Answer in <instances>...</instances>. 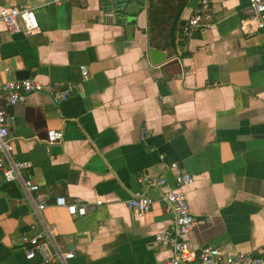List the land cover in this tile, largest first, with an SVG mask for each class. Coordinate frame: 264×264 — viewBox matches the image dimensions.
Wrapping results in <instances>:
<instances>
[{
	"label": "crops",
	"instance_id": "obj_1",
	"mask_svg": "<svg viewBox=\"0 0 264 264\" xmlns=\"http://www.w3.org/2000/svg\"><path fill=\"white\" fill-rule=\"evenodd\" d=\"M198 2L126 0L117 13L106 0H0L33 7L39 24L25 36L0 21V80L27 71L25 79L74 86L58 105L39 92L6 108L14 156L32 163L24 175L50 203L44 216L73 251L71 264H168L172 252L154 235L172 212L159 187L139 180L165 178L164 190L174 189L171 161L193 176L183 189L192 246L264 255V37L240 31L248 0H210L219 22L183 36ZM150 13L178 29L158 64ZM51 129L62 138L47 145ZM144 192L153 203L139 215L126 201ZM58 195L79 198L86 214L51 204ZM34 222L18 185L0 174V264H40L25 258L20 239Z\"/></svg>",
	"mask_w": 264,
	"mask_h": 264
},
{
	"label": "built area",
	"instance_id": "obj_2",
	"mask_svg": "<svg viewBox=\"0 0 264 264\" xmlns=\"http://www.w3.org/2000/svg\"><path fill=\"white\" fill-rule=\"evenodd\" d=\"M67 0H52L59 4ZM126 0H106L117 5ZM0 21L10 34L31 36L39 29L37 16L33 7L12 6L0 8ZM219 21L210 8V0H199L193 14L181 26L183 36L193 30H209ZM240 31L245 35L260 33L264 37V0H248L240 20ZM83 78L88 76L86 66H81ZM71 82L57 81L42 84L33 79L0 80V174L6 183H15L20 188L23 198L29 204L35 222L21 234L23 253L27 260L37 259L40 264H71L74 253L68 249L59 237L57 227L50 224L44 210L50 204L38 197L39 186L24 171L31 168L29 160H18L14 156V145L9 138L6 108L24 102L32 93L46 92L54 104L66 100L73 90ZM62 138L60 130H48L46 144L52 145ZM173 172L174 189H166V179L149 180L141 176L140 183L146 188L152 184L160 188L159 200L167 204L172 212L170 225L154 235V244L170 248L172 254L168 264H264V255H252L235 250L230 245H205L194 247L187 238L195 224L183 189L193 182V176L182 169L176 161L168 164ZM96 200L95 204H100ZM153 198L148 193H141L126 201L128 208L139 215L145 214L151 207ZM51 204L65 207L70 215L83 216L88 206L79 198L69 201L65 196H55Z\"/></svg>",
	"mask_w": 264,
	"mask_h": 264
},
{
	"label": "trees",
	"instance_id": "obj_3",
	"mask_svg": "<svg viewBox=\"0 0 264 264\" xmlns=\"http://www.w3.org/2000/svg\"><path fill=\"white\" fill-rule=\"evenodd\" d=\"M164 27V23L157 14H149V44L152 48L165 50L177 43L176 33L178 29L175 27V23L169 28Z\"/></svg>",
	"mask_w": 264,
	"mask_h": 264
},
{
	"label": "water",
	"instance_id": "obj_4",
	"mask_svg": "<svg viewBox=\"0 0 264 264\" xmlns=\"http://www.w3.org/2000/svg\"><path fill=\"white\" fill-rule=\"evenodd\" d=\"M123 5H124V2H120L117 5L108 3V7L113 8V9L115 8L117 10V13H119V11ZM149 57H150V60L152 63L158 64L164 60L165 54H164V52H161L157 49L151 48V49H149ZM28 77H29V73L27 71H21L17 75L18 79H25Z\"/></svg>",
	"mask_w": 264,
	"mask_h": 264
}]
</instances>
